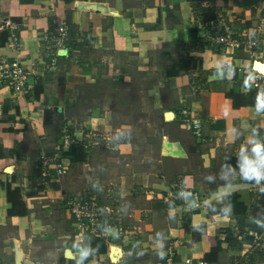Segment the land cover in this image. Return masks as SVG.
I'll list each match as a JSON object with an SVG mask.
<instances>
[{"label":"crops","instance_id":"1","mask_svg":"<svg viewBox=\"0 0 264 264\" xmlns=\"http://www.w3.org/2000/svg\"><path fill=\"white\" fill-rule=\"evenodd\" d=\"M240 2L0 0V25L17 26L4 29L0 65L21 60L32 85L27 95L0 88V264H164L171 253L177 264H264V181L235 168L251 129L264 138V90L255 105L229 97L264 74V1ZM62 23L69 40L50 67L43 36ZM226 28L257 46L224 48ZM66 127L84 154L63 150L68 173L42 185L40 155L58 150ZM237 184L249 186L210 200ZM9 188L21 192L14 214ZM75 196L97 197L134 235L78 230L66 208Z\"/></svg>","mask_w":264,"mask_h":264},{"label":"built area","instance_id":"2","mask_svg":"<svg viewBox=\"0 0 264 264\" xmlns=\"http://www.w3.org/2000/svg\"><path fill=\"white\" fill-rule=\"evenodd\" d=\"M10 28L16 29L17 26L11 21H5L0 25V31ZM69 40L68 26L65 23L58 25L53 31L43 36V41L47 44L50 55V67H55L60 56L59 50L64 48ZM217 42L228 50H238L242 46L254 49L257 41H249L247 36L238 35L226 28V34L219 35ZM13 49H19L18 37L15 33L10 38ZM29 72L21 60H15L10 64L0 65V88H8L12 92L27 95L32 90V85L28 81ZM252 87L260 91L264 90V74L252 78ZM196 132H200V123H194ZM72 145L85 147L87 143L84 139H79L74 133L70 132L69 127L62 131L58 150L54 153H42L39 159V176L42 185L49 186L53 182L60 181L67 173L69 165L62 158L63 150ZM178 195L185 197L187 191L181 190ZM66 208L73 219L78 230L100 238H108L112 232L116 231L123 238H130L134 235V230L115 224L113 219L114 210L108 205H103L95 196H75L66 203ZM254 236L256 234L250 232ZM123 259H119L112 264H122ZM164 264H177L175 256L171 253ZM183 264H207L204 260L186 258Z\"/></svg>","mask_w":264,"mask_h":264},{"label":"clouds","instance_id":"3","mask_svg":"<svg viewBox=\"0 0 264 264\" xmlns=\"http://www.w3.org/2000/svg\"><path fill=\"white\" fill-rule=\"evenodd\" d=\"M264 111V104L258 103L257 112ZM236 137L241 133L234 129ZM235 168L239 170L240 177L245 181H254L259 184L264 181V138L258 129L252 128L241 146L237 156ZM234 166H225V175L231 174Z\"/></svg>","mask_w":264,"mask_h":264},{"label":"trees","instance_id":"4","mask_svg":"<svg viewBox=\"0 0 264 264\" xmlns=\"http://www.w3.org/2000/svg\"><path fill=\"white\" fill-rule=\"evenodd\" d=\"M260 1L264 0H241L240 6L243 8H254L255 5H258ZM217 14L215 13L214 10H208L205 14V20L211 21L215 20L217 18ZM9 32L8 31H3L0 33V45L3 46L6 42V40L9 37ZM259 92H261L258 89H253L249 93L245 94L242 93L238 88H232L229 91V97L233 101V105L235 108H240L242 106H248V105H255L258 102V96ZM70 155H81L83 156V151L81 148L72 146L69 152ZM75 159V158H74ZM84 159V158H83ZM81 159V161L83 160ZM20 189L16 188L14 190L8 189V195L9 199L13 200V207L10 210L11 214H14L18 211V207L20 206V203L17 201L18 198L21 199V194H20ZM100 244V243H99Z\"/></svg>","mask_w":264,"mask_h":264},{"label":"water","instance_id":"5","mask_svg":"<svg viewBox=\"0 0 264 264\" xmlns=\"http://www.w3.org/2000/svg\"><path fill=\"white\" fill-rule=\"evenodd\" d=\"M258 65H261L262 67H264V63L257 62L256 63V68H257ZM257 69L260 70V68H257ZM247 186H249V184H237V185H230V186H221L219 188L218 192L212 195L210 200H214V199H216V198H218L220 196L226 195V194H228L230 192H233V191H235L237 189L245 188ZM189 199H190L189 201H192V200H194V197L190 196Z\"/></svg>","mask_w":264,"mask_h":264},{"label":"bare ground","instance_id":"6","mask_svg":"<svg viewBox=\"0 0 264 264\" xmlns=\"http://www.w3.org/2000/svg\"><path fill=\"white\" fill-rule=\"evenodd\" d=\"M258 67H259L260 69H262V71H261V72H263V73H264V67H262L261 65H258Z\"/></svg>","mask_w":264,"mask_h":264},{"label":"rangeland","instance_id":"7","mask_svg":"<svg viewBox=\"0 0 264 264\" xmlns=\"http://www.w3.org/2000/svg\"><path fill=\"white\" fill-rule=\"evenodd\" d=\"M73 133V132H72Z\"/></svg>","mask_w":264,"mask_h":264}]
</instances>
